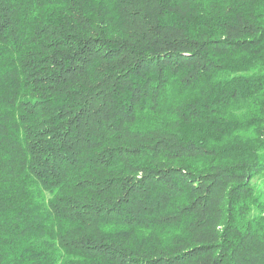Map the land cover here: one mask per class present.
Masks as SVG:
<instances>
[{
    "label": "trees",
    "instance_id": "trees-1",
    "mask_svg": "<svg viewBox=\"0 0 264 264\" xmlns=\"http://www.w3.org/2000/svg\"><path fill=\"white\" fill-rule=\"evenodd\" d=\"M0 264H264V0H0Z\"/></svg>",
    "mask_w": 264,
    "mask_h": 264
},
{
    "label": "rangeland",
    "instance_id": "rangeland-1",
    "mask_svg": "<svg viewBox=\"0 0 264 264\" xmlns=\"http://www.w3.org/2000/svg\"><path fill=\"white\" fill-rule=\"evenodd\" d=\"M259 182H260V180H256V179L254 180L255 184H260Z\"/></svg>",
    "mask_w": 264,
    "mask_h": 264
}]
</instances>
